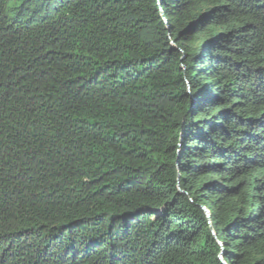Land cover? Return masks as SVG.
<instances>
[{
	"label": "trees",
	"instance_id": "1",
	"mask_svg": "<svg viewBox=\"0 0 264 264\" xmlns=\"http://www.w3.org/2000/svg\"><path fill=\"white\" fill-rule=\"evenodd\" d=\"M0 264H264V0H0Z\"/></svg>",
	"mask_w": 264,
	"mask_h": 264
}]
</instances>
